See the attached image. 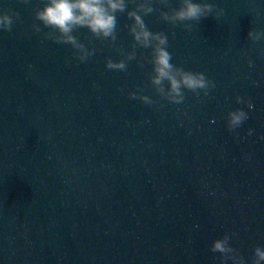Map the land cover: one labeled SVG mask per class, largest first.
Listing matches in <instances>:
<instances>
[{"label":"water","instance_id":"1","mask_svg":"<svg viewBox=\"0 0 264 264\" xmlns=\"http://www.w3.org/2000/svg\"><path fill=\"white\" fill-rule=\"evenodd\" d=\"M136 2L115 42L73 33L96 49L81 62L33 29L41 0H0L19 14L0 30V264H221L210 246L226 233L246 264L264 247V0H194L214 11L190 31L143 17L171 63L215 85L180 104L150 84V49L106 68L132 50ZM140 89L152 105L129 98ZM236 109L248 119L229 130Z\"/></svg>","mask_w":264,"mask_h":264},{"label":"clouds","instance_id":"2","mask_svg":"<svg viewBox=\"0 0 264 264\" xmlns=\"http://www.w3.org/2000/svg\"><path fill=\"white\" fill-rule=\"evenodd\" d=\"M27 3L28 0H23ZM132 0H41L42 6L34 9V21L32 27L36 32H41V25L49 31L44 33L46 39H50L58 44H66L72 47L75 59L84 62L91 57L96 49L88 48L73 33L79 28H87L92 37L97 40H109L115 42L117 31V13H123ZM165 5L167 11H161L153 7V0H138L133 10H128L126 15L133 22L128 25V31L133 38L132 50L125 52L118 49L123 59L113 61L108 58L106 68L109 70H127V62L136 59V49H150V58L147 59L152 65L149 75V82L155 93L164 100L174 104H180L185 99V90L199 95L202 91L204 95L214 87V83L206 78L202 72L185 70L182 67L171 63L172 54L167 50L168 37L162 31H151L144 16L159 11L160 19L172 26L180 24L184 29L191 30V24L195 21L199 23L207 18L214 11V5L208 2H194V0H178V6L172 7L169 0H159ZM221 13L223 10H220ZM217 15H214L218 18ZM14 18L18 19L19 14L12 9L0 13V30L11 31ZM260 31H249L248 38L253 42L261 39ZM142 66V65H141ZM166 82V83H165ZM123 91V89H121ZM143 89L137 92H129V98L139 99L141 102L152 105L154 101L147 95H142ZM237 103L244 102L240 97L236 98ZM252 107L251 103L248 104ZM248 119V115L242 109L230 111L227 114V126L229 130L235 129L243 121ZM230 236L213 240L210 251L220 253L221 264H246L240 253L230 245ZM252 264H264V247H256Z\"/></svg>","mask_w":264,"mask_h":264}]
</instances>
